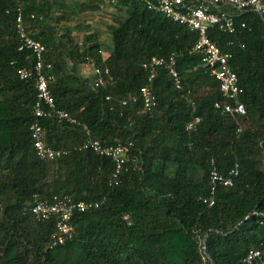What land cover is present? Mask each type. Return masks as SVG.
<instances>
[{"label": "trees", "instance_id": "16d2710c", "mask_svg": "<svg viewBox=\"0 0 264 264\" xmlns=\"http://www.w3.org/2000/svg\"><path fill=\"white\" fill-rule=\"evenodd\" d=\"M110 6L117 14L108 26L113 49L106 58L98 32L80 41L71 26H61ZM19 14L46 47L57 106L79 122L40 119L46 143L65 151L56 159H40L33 144L36 81L21 79L19 70L34 55L19 51ZM236 21L246 27L235 34L209 31L232 53L244 90L246 114L233 116L215 107L225 98L193 51L198 32L145 0H0V264H204V245L207 264H248L249 250L264 245V21L254 13ZM171 54L182 86L161 67L152 82L158 104L144 113L141 101L129 100L149 82L144 65ZM89 62L108 68L112 79L94 88L91 77L77 72ZM195 116L201 122L187 129ZM85 127L105 145H131L118 180L111 158L82 147ZM236 166L234 183L218 186L214 205L204 203L212 168L229 175ZM36 196L103 203L77 212L74 237L54 246L56 218L32 214Z\"/></svg>", "mask_w": 264, "mask_h": 264}, {"label": "built area", "instance_id": "2783aa9c", "mask_svg": "<svg viewBox=\"0 0 264 264\" xmlns=\"http://www.w3.org/2000/svg\"><path fill=\"white\" fill-rule=\"evenodd\" d=\"M150 8L164 13L168 18L188 28L198 32V40L193 47V51L201 56V62L210 74L219 82L220 92L225 98L224 102H216L215 107L233 116L245 115L246 108L241 102V96L244 90L239 85V78L234 70L231 59L232 53L222 49L210 37L211 28H219L224 32L235 34L238 27H246L245 22L237 24L236 17L246 13L257 14L264 21V0H145ZM225 8H232L234 11H227ZM17 32L20 38L19 51H32L34 61L28 67H22L19 70L21 79L33 78L36 81L37 98L33 105V115L35 121L30 129L32 132L33 144L40 159L50 160L61 157L65 151L55 149L49 146L45 140V129L40 122L42 118H57L66 120L70 123L78 124L77 119L66 109H60L55 101L53 94L49 89V80L52 75L48 71L52 68L51 63H46L44 54L46 47L36 41L27 32L22 15L17 17ZM92 68V85L98 88L106 83L107 78L112 79L108 68L95 66L93 62L88 63ZM149 72L148 83L140 88L138 94L130 97L133 103L142 102V111L147 113L152 111L158 104V97L154 90L152 82L156 78L161 67L166 68L174 80L175 85L181 88V77L177 69V58L175 54L169 57H153L144 65ZM129 100L123 103L127 104ZM201 122L200 116H195L193 120L187 123V129H193ZM88 135L83 143L84 149H92L100 155L111 158L116 164L114 178L118 180L120 174L130 160L131 145L118 141L116 144L105 145L101 140L93 138L91 131L85 127ZM237 166L233 168L229 175L222 174L217 167H213L210 172L211 193L209 197L203 199V202L209 206L215 203V193L220 185L231 186L234 178L238 175ZM103 201L86 202L83 200L74 201L68 196H54L52 201L35 197L34 203L29 210L40 220L56 218V230L52 234L53 245H61L71 240L76 228L73 224V218L77 212H85L90 209L98 208ZM205 253V251H204ZM204 264H207L209 257L203 256ZM244 262L248 264H264V245L259 248H253L244 257Z\"/></svg>", "mask_w": 264, "mask_h": 264}, {"label": "rangeland", "instance_id": "374dc122", "mask_svg": "<svg viewBox=\"0 0 264 264\" xmlns=\"http://www.w3.org/2000/svg\"><path fill=\"white\" fill-rule=\"evenodd\" d=\"M111 13V14H109ZM117 12L110 7H107L104 14L101 13L97 16H92L86 12L79 13V16H75L73 20L68 19L61 23V26H71L73 34L78 40H83V37L89 32H98L101 36L100 40L102 42L103 54L102 56L108 55L113 49L112 38L108 30V26L114 23V14ZM77 72L82 74L84 77H91V67L89 64H80Z\"/></svg>", "mask_w": 264, "mask_h": 264}, {"label": "water", "instance_id": "95a60500", "mask_svg": "<svg viewBox=\"0 0 264 264\" xmlns=\"http://www.w3.org/2000/svg\"><path fill=\"white\" fill-rule=\"evenodd\" d=\"M204 244H206V238H205V240H204ZM204 251H205V254L209 257V254H208V252H207V250H206L205 245H204ZM209 259H210V257H209Z\"/></svg>", "mask_w": 264, "mask_h": 264}, {"label": "crops", "instance_id": "0c3cea01", "mask_svg": "<svg viewBox=\"0 0 264 264\" xmlns=\"http://www.w3.org/2000/svg\"><path fill=\"white\" fill-rule=\"evenodd\" d=\"M111 9H112V8H111ZM101 54H103V48H102ZM109 54H110V53H109ZM109 54H108V55H109ZM108 55H106V56L103 55V57L106 58V57H108ZM91 76H92V68H91Z\"/></svg>", "mask_w": 264, "mask_h": 264}]
</instances>
